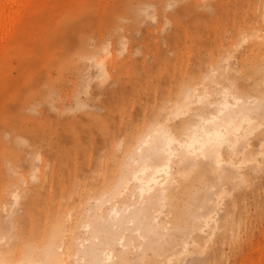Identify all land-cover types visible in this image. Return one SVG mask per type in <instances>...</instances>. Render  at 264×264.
<instances>
[{"label": "bare ground", "instance_id": "bare-ground-1", "mask_svg": "<svg viewBox=\"0 0 264 264\" xmlns=\"http://www.w3.org/2000/svg\"><path fill=\"white\" fill-rule=\"evenodd\" d=\"M29 3L0 0V48ZM259 10L258 26L241 39L252 40L250 71L235 65L236 45H226L217 71L179 88L141 130L112 139L98 186L85 183L81 164L72 172L68 164L81 153L83 137L102 145L98 135L109 134L115 111L110 104L106 115L87 116L85 127L57 141L55 161L36 153L28 175L12 169L18 185L11 200L0 192V264H184L189 258L199 259L193 264H235L253 231L247 214L234 216L226 201L233 188L250 183L251 172L264 168V2ZM140 14L157 18L153 5ZM120 46L116 53L107 41L98 54L76 60L83 63L82 78L69 93L71 110L88 106L86 97L117 78L116 57L128 51L126 39ZM247 77L252 83H245ZM31 179L37 184L28 188ZM25 220L28 233L19 228ZM251 244L249 252H260Z\"/></svg>", "mask_w": 264, "mask_h": 264}, {"label": "rangeland", "instance_id": "rangeland-1", "mask_svg": "<svg viewBox=\"0 0 264 264\" xmlns=\"http://www.w3.org/2000/svg\"><path fill=\"white\" fill-rule=\"evenodd\" d=\"M262 2L30 0L20 18L12 23L0 48V192L3 197L10 201V193L18 185L12 169L28 175L36 153L49 162L55 161L57 141L79 132L87 125V116L106 115L110 104L115 111L109 134L98 135L102 145L97 147L93 136L83 137L79 146L81 153L72 156L70 160H74L68 164L71 172L74 166L79 171L81 164L87 171L85 183L98 186L103 157L110 150L112 139L117 141L141 130L144 121L160 111L168 97L177 95L179 88L184 89L190 80L212 69L217 71L218 54L226 45L231 43L232 48L236 45L235 65L242 72L250 71L248 61L256 59L248 58L252 40L241 43V39L248 28L258 26ZM147 5L156 8L155 20L141 16V9ZM122 38L127 41L128 51L116 57L117 71L113 73H117V78L109 80L104 92L86 97L88 106L71 110L69 93L73 87L80 86L82 78L83 63L78 64L76 60L83 54H98L96 49L107 41H112L117 53ZM92 67L91 73L95 72ZM246 79V84L252 83V79ZM60 106L64 110L60 111ZM112 162L111 158L107 161L108 165ZM250 175V183L233 188V198L226 201L230 203L226 210H231L234 216L242 218L247 214L246 220L253 231V240L242 246L235 264H264V168ZM34 184L37 180H29L28 188ZM228 186L232 188V183ZM241 193L246 194L245 198L239 197ZM22 195L25 203L30 191H23ZM235 199L237 202L232 205ZM22 214V211L17 213ZM0 215H4L1 205ZM19 228L28 233L29 222L25 220ZM251 242L260 247V252L259 249L249 252ZM224 248L227 252V244ZM246 253L252 255L243 261ZM198 260L189 258L184 264Z\"/></svg>", "mask_w": 264, "mask_h": 264}]
</instances>
